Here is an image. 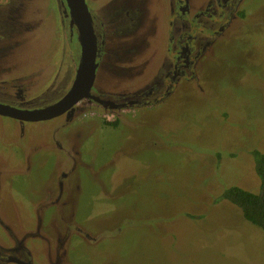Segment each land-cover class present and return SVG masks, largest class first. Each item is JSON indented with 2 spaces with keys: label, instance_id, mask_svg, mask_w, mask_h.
<instances>
[{
  "label": "rangeland",
  "instance_id": "374dc122",
  "mask_svg": "<svg viewBox=\"0 0 264 264\" xmlns=\"http://www.w3.org/2000/svg\"><path fill=\"white\" fill-rule=\"evenodd\" d=\"M240 7L244 20L235 21L217 45L203 92L184 99L212 102L194 117L180 90L142 111L144 120L124 117L127 122L119 119L116 128L98 125L96 116L64 127L61 117L20 126L0 116V171L13 174L0 211L14 224L24 222L31 202L43 201V185L54 183L58 169L71 167L58 143L66 151L77 146L79 153L71 156L85 167L75 170V220L93 231H115L123 214L132 221L93 244L71 242L72 264H264V232L220 198L230 185L258 191L249 152H264V90L248 79L256 73L264 79V0H245ZM118 49L121 58L132 52L124 44ZM58 53L55 41L39 55L54 59ZM53 70L50 65L49 76ZM219 107L229 113L225 125L215 118ZM79 130L77 143H70ZM218 151L220 161L213 156Z\"/></svg>",
  "mask_w": 264,
  "mask_h": 264
},
{
  "label": "flooded vegetation",
  "instance_id": "af4514ba",
  "mask_svg": "<svg viewBox=\"0 0 264 264\" xmlns=\"http://www.w3.org/2000/svg\"><path fill=\"white\" fill-rule=\"evenodd\" d=\"M83 1L89 15L86 33L93 42L92 76L90 82L85 77L74 86L82 32L66 1L0 0V116L20 126L61 117V127L96 116L101 120L98 125L116 128L119 119L127 122L124 117L144 120L142 111L151 112L179 90L182 105L191 107L193 117L210 108V100L184 99L203 92L201 85L210 80L208 65L215 61L217 45L235 21L244 20L240 6L245 0ZM25 31H29L27 39ZM55 41L57 57H41L39 52ZM122 44L132 51L123 58L118 49ZM50 65H54L52 76ZM248 79L264 90V79L258 80L257 73ZM228 115L219 107L215 118L225 125ZM205 117L212 120L209 114ZM79 133L73 131L68 141L77 143ZM57 148L72 164L57 170L53 184L43 185V201L33 200L30 214L16 224L0 211V264H72L71 242L93 244L120 233L132 221L129 214L121 215L115 231H93L77 222L80 177L75 170L85 163L73 160L77 146L66 151L58 143ZM220 154L215 152L214 159L220 161ZM11 175L0 171V203L5 201L1 194Z\"/></svg>",
  "mask_w": 264,
  "mask_h": 264
},
{
  "label": "trees",
  "instance_id": "16d2710c",
  "mask_svg": "<svg viewBox=\"0 0 264 264\" xmlns=\"http://www.w3.org/2000/svg\"><path fill=\"white\" fill-rule=\"evenodd\" d=\"M253 168L258 177V191L251 192L236 185L223 189L220 198L235 205L248 223L264 232V152L252 149Z\"/></svg>",
  "mask_w": 264,
  "mask_h": 264
},
{
  "label": "water",
  "instance_id": "95a60500",
  "mask_svg": "<svg viewBox=\"0 0 264 264\" xmlns=\"http://www.w3.org/2000/svg\"><path fill=\"white\" fill-rule=\"evenodd\" d=\"M70 8V13L76 25L78 32H82L80 39V62L74 80V86H79L82 80L87 77L89 82L92 76V63H93V42L92 38L88 41V18L89 15L86 11L83 0H65ZM86 27L88 28L86 30ZM89 85V84H88ZM88 85L86 87L88 88ZM11 114V113H10ZM16 117V115L11 114Z\"/></svg>",
  "mask_w": 264,
  "mask_h": 264
}]
</instances>
